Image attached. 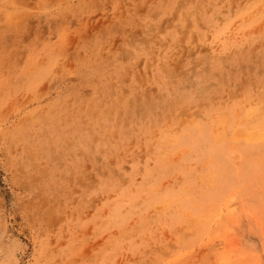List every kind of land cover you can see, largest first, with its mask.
I'll return each mask as SVG.
<instances>
[{"label":"rangeland","instance_id":"1","mask_svg":"<svg viewBox=\"0 0 264 264\" xmlns=\"http://www.w3.org/2000/svg\"><path fill=\"white\" fill-rule=\"evenodd\" d=\"M0 264H264V0H0Z\"/></svg>","mask_w":264,"mask_h":264}]
</instances>
